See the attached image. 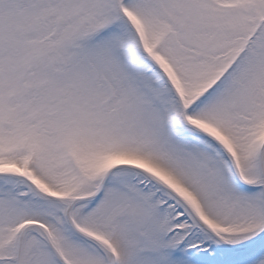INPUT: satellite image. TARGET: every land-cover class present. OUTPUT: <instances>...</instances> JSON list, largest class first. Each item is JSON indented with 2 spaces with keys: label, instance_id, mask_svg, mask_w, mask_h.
Listing matches in <instances>:
<instances>
[{
  "label": "snow or ice",
  "instance_id": "obj_1",
  "mask_svg": "<svg viewBox=\"0 0 264 264\" xmlns=\"http://www.w3.org/2000/svg\"><path fill=\"white\" fill-rule=\"evenodd\" d=\"M0 264H264V0H0Z\"/></svg>",
  "mask_w": 264,
  "mask_h": 264
}]
</instances>
